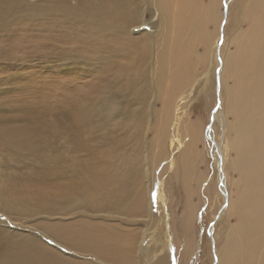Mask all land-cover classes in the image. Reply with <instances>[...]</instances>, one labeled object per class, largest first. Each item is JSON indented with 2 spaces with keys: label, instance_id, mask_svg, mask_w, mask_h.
<instances>
[{
  "label": "rangeland",
  "instance_id": "1",
  "mask_svg": "<svg viewBox=\"0 0 264 264\" xmlns=\"http://www.w3.org/2000/svg\"><path fill=\"white\" fill-rule=\"evenodd\" d=\"M177 10L184 13L186 22H194L196 30V39L186 51L172 42L177 35L173 31ZM27 12L23 22L34 23ZM136 13L132 27L147 30V39L140 37L141 48L135 50L106 31L104 37L112 47L104 50L115 58L98 71L89 65L62 71L52 67L48 57H21L19 50L11 53L13 64L8 57H0V128L19 127L28 138L25 145L10 146L0 139V189L10 199L5 205L0 202L10 212L7 216L0 211L4 230L0 232V264L23 236L57 249L60 258L86 264H150L154 249L169 256L168 264H218L217 255L223 257L222 264H264V233L253 256L250 240L240 234L246 231L243 224L254 203L264 216V195L256 183L242 179L249 193L246 200L244 186H238L239 177L252 180V165L244 174L237 173L240 154L228 140L234 136L229 127L239 113L227 100V87L247 80L249 64H264L263 54L245 59L243 51L244 38L259 26L261 12L252 9L251 0H190V6L183 7L173 2L168 11L157 0H143ZM11 21V27L19 29L18 18L13 16ZM100 33L99 27L89 26L85 44L91 46V35ZM5 36L1 33L0 44ZM72 43L75 47L76 42ZM6 45L9 41L0 49ZM176 62L184 66L179 81ZM53 75L58 77L55 83L67 89L86 88L75 118L56 114ZM260 87L257 84L258 92ZM259 108L253 110L251 103L244 106L252 111L255 122L262 116ZM184 147L188 153L180 160L186 172L181 180L170 159ZM221 147L224 166L214 160ZM68 150L75 164L106 172L108 177L130 176L126 196L141 193L145 200L141 213L113 205L99 213L83 206L86 209L77 207L59 218L61 208H56L53 188L56 176L64 174ZM185 183L189 185L184 187ZM85 214L103 215L107 222L118 223L122 234L114 243L128 245L135 237L126 261L102 260L89 252L75 254L46 230L57 219L74 221Z\"/></svg>",
  "mask_w": 264,
  "mask_h": 264
},
{
  "label": "bare ground",
  "instance_id": "2",
  "mask_svg": "<svg viewBox=\"0 0 264 264\" xmlns=\"http://www.w3.org/2000/svg\"><path fill=\"white\" fill-rule=\"evenodd\" d=\"M141 1L143 0H0V35L3 32L6 33L0 46L9 41V45L0 49V57H8L9 64H13L15 61H11L13 60L11 59L13 57L11 53L19 50L21 51V57L28 55L35 57L37 54L41 57H48L52 61L51 66L58 67L62 71H69L74 69V67L86 69L88 68L87 65L90 66V69H97L98 71L100 66L110 60L113 62L115 58L107 50H104L112 47L104 37L106 31H112V34L121 40L123 44L126 46L130 45L135 50L141 48L138 43L141 40L140 37L147 39V30L134 31V27H132L133 22L137 18L136 8L141 4ZM215 1L219 2L220 0ZM227 1L229 2V0ZM157 2L167 11L171 10V3L173 2L174 6H190V0H157ZM251 7L253 10L261 12L260 23L257 28L251 31L247 39L246 37L244 38L247 40L243 48V51L247 53L245 59L253 58L257 53L264 55V0H251ZM24 10H28L26 16L34 23L25 24L23 22H27L24 17ZM13 16L16 19L18 18L17 25L19 29L11 27ZM177 16H179V19H177L176 26L174 25L176 29H173V31L177 32V35L172 42L177 49L186 51L196 39L194 22L192 24L186 22L185 15L180 10H177ZM89 26H97L101 30V33L97 36L91 35V46L85 44V36ZM73 40L76 42L75 47L71 46ZM87 55L89 59L85 58ZM237 62L238 60L235 59L234 63ZM8 67L6 66L5 68ZM258 67L249 64L247 71L250 74L247 80L242 83L236 82L231 89H229L230 86L227 87L228 104L239 113L238 120L229 127L233 131L234 136L228 142L233 149L239 151L240 155L235 164L239 175L244 174L248 166L250 168V163L252 165V180L248 179V177H239L238 186H241V188L244 186L241 183L242 179L245 183H256L262 188V192L259 194L262 193L264 195V64L261 63ZM175 70L179 81V75L182 74L184 66L176 62ZM257 74L259 75L256 82L255 75ZM131 75L137 78L134 73ZM53 76L55 80L52 83L54 84V92L52 94L56 95V114L65 113L75 118L80 112L78 106L81 105L82 95L86 88L67 89V86L55 83L58 77L56 75ZM259 83H261V87L258 92L257 84ZM43 92L47 93V91ZM247 95L248 101H246ZM250 103L253 110L256 106H259L261 107L258 109L259 112L263 111L261 112V118H256L257 122H255L252 115L250 116L252 111L247 112L244 109V106H250ZM0 139L10 143L9 146L13 144L25 145L26 140H28L25 130L7 125L0 128ZM222 147L215 153L214 160L216 162L219 160L224 166V158H222L221 153ZM185 149L186 147H184L183 153L180 150L176 157L172 156L170 159L173 166L175 165L174 171H177L181 180H185L186 173L184 170L185 165L180 164L182 155L185 152L188 153ZM68 151H66L67 161L64 174L59 173L56 176L53 188L56 208H61L59 218L69 215L70 211L77 209V207L86 209L82 208L83 206L99 213L103 212L108 205L141 213L145 206V200L140 195L141 193L138 192V194L131 197L126 196L128 194L126 186L131 180L130 176L115 175L108 177L106 172L97 173L94 169L75 164L72 153ZM176 160L177 162H175ZM220 175L222 176V174ZM106 182H108V185L103 186ZM188 185V183H185L184 187ZM246 187L244 186L243 193H245L247 200L249 193L246 192ZM2 191L0 189V202L5 205L10 199L4 196ZM157 193L159 194L160 191ZM243 204L244 202L240 201V205L242 206ZM162 205V209L167 210L165 205ZM252 206V213L243 224L246 231L240 233L246 240H250L251 256L256 254L259 239L260 237L262 239L264 233L263 212L262 214L258 212V206L255 203ZM0 211L5 215L10 213L1 207ZM64 220L57 219L46 230L52 235V239L55 238V242L60 244L58 241H62L75 254H88L89 252L101 259L103 258L102 260L122 258L126 261V257H129V251L132 250L131 244L135 242L133 241L135 237L132 239L133 242L131 241V244L129 243L128 245L114 243V239L122 234V228L118 223L107 222L109 219L103 215H86L67 222H64ZM114 228L117 230H114ZM146 230L144 229V231ZM1 231L4 230L1 229L0 223ZM13 235L16 237L18 233L14 232ZM143 235L140 237L143 238ZM22 238L23 241L18 246H15L10 254H5L3 264H86L81 261H70L68 258L66 260L60 258L62 256L61 254L59 255L58 252L60 251L57 249H47L45 244L42 242L34 243L35 241L30 237L23 236ZM141 238L139 243H142ZM50 251L58 254L59 257L52 255ZM152 253V262L150 264H168V255L166 256L161 250L154 249ZM217 259V263L222 264L223 257L220 259L217 255Z\"/></svg>",
  "mask_w": 264,
  "mask_h": 264
}]
</instances>
